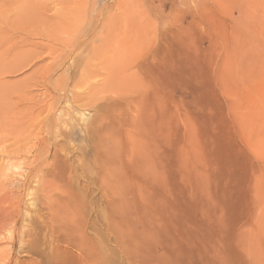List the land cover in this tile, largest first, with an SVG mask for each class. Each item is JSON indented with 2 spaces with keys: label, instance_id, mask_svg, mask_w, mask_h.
Listing matches in <instances>:
<instances>
[{
  "label": "rangeland",
  "instance_id": "374dc122",
  "mask_svg": "<svg viewBox=\"0 0 264 264\" xmlns=\"http://www.w3.org/2000/svg\"><path fill=\"white\" fill-rule=\"evenodd\" d=\"M0 69V264H264V0H0Z\"/></svg>",
  "mask_w": 264,
  "mask_h": 264
},
{
  "label": "bare ground",
  "instance_id": "6f19581e",
  "mask_svg": "<svg viewBox=\"0 0 264 264\" xmlns=\"http://www.w3.org/2000/svg\"><path fill=\"white\" fill-rule=\"evenodd\" d=\"M19 59H20V58H18V61H17V63H16L14 66H13L12 64H11V65L9 64L10 66L7 65L8 68H7L6 70H10V71H11V70H13V68L16 67V65H20V64H19ZM21 60H22V59H21ZM21 60H20V63L23 64V63H24V60H23V61H21ZM25 62H26V61H25ZM4 66H5V65H4ZM12 66H13V67H12ZM5 68H6V67H4L3 69H5ZM3 69H0V70H3ZM18 129H19V128H18ZM16 131H17V130H16ZM20 132H21V131H20ZM16 133H17V132H16ZM19 134H21V133H19ZM19 134H17V135H19ZM13 135H14V134H13ZM17 135L15 134L16 137H17ZM1 223H2V221L0 220V224H1Z\"/></svg>",
  "mask_w": 264,
  "mask_h": 264
}]
</instances>
